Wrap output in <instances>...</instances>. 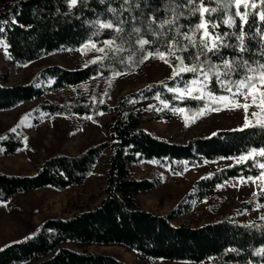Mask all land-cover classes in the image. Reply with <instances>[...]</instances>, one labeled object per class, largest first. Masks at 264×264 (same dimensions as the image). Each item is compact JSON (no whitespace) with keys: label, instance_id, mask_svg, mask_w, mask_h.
Listing matches in <instances>:
<instances>
[{"label":"trees","instance_id":"trees-1","mask_svg":"<svg viewBox=\"0 0 264 264\" xmlns=\"http://www.w3.org/2000/svg\"><path fill=\"white\" fill-rule=\"evenodd\" d=\"M138 2L139 8L132 6L131 13L125 11L121 14V18L126 20L123 25L125 32L133 26L130 15L137 17L135 26L141 27L142 33L143 22L149 15L156 16L157 20L167 15L163 11L164 0ZM176 2L180 5L184 0ZM222 3L229 4L226 13L218 8L211 17L205 13L204 19L218 23L215 31L221 36L227 32L231 37L232 32L239 33L240 20L235 17L236 7L232 0H222ZM252 3L257 4L256 9H252ZM204 6L217 7L209 4L208 0H204ZM109 7L116 8L119 13L121 0H108L106 3H100V0H78L77 5L71 9L66 0H2L0 22L6 23H0L3 28L0 40L5 41L10 58L18 63H29L55 52L69 51L68 49H80L89 37L98 46H102L99 42L112 38L115 33L102 30L98 36H93L98 31L93 22L111 20L115 24L116 19L108 12ZM123 7L129 8V5L125 4ZM261 10H264V5L259 4V0H249L248 23L244 26L247 36H251L257 27L264 32V22L257 23L258 17L255 15ZM239 11L245 12L243 4L239 6ZM225 16L236 19L235 27L230 29L219 23L220 18ZM199 22V14L189 16L185 12V16L179 20L184 26L181 31H186ZM208 31L213 32L210 26ZM171 35L172 33H168L158 44H154L152 50L162 44L163 40L170 39ZM247 36V46L257 49L256 40H249ZM145 38L154 39L150 35ZM227 42L233 43L234 40L229 39ZM161 50L166 51L163 47ZM83 54L87 59V67L86 64L79 68H67L60 64L47 65L36 71L26 82L10 84L8 73L0 71V111L11 110L57 92L53 99H44L33 108L32 115L36 123L58 115L91 116L95 122H100L104 115L111 116L107 124V139L104 141L92 144L75 155L61 152L50 155L31 174L0 172V202H9L21 193L47 186L63 190L83 184L105 155H108L105 196L96 205L71 216L44 220L40 229L30 238L1 248L0 264L33 261L34 264H126L107 253L69 247L70 242L78 246L121 245L142 257L173 261H193L200 264H247L251 261V264H264V256L253 254L257 248L264 247V228H245L243 225L248 223L235 222L228 217L200 226L175 225L172 220L177 210L162 214L139 206L138 195L153 189L157 182L137 178L130 169L131 164L155 160L172 174H182L187 168L200 166L206 161L239 157L247 148L264 146V132L258 129H225L217 131L216 135L196 136L186 142L159 137L141 125V117L154 109H149V105L164 108V118L171 117L174 111L170 109L175 108H185L189 115L198 113L203 106L201 101L176 99L178 94L168 92L165 87H184L183 81L192 79L193 74L185 73L182 79L166 78L152 82L125 94L115 105H111L108 102V92L104 95L105 88L99 89L96 79L112 77L113 70L136 71L146 61L143 64L123 65L105 59L101 63L90 64L89 61L103 54L89 50H85ZM221 54L226 57L235 55L229 48L222 49ZM123 55L126 56L127 53ZM139 55L137 53V59ZM184 58L185 63H190L188 53H184ZM245 58L253 59L247 54ZM212 60L219 62L215 56ZM175 63L177 62L173 59V64ZM101 72L103 75H99ZM150 85L152 87L149 89ZM208 91L215 92L216 95L222 94L215 78ZM157 94L159 99L156 98ZM93 96L96 97L95 101ZM101 100L104 103H100ZM161 101L168 104V107H164ZM98 111L103 115H97ZM1 143L6 153H13L23 145L21 137L13 133ZM257 160L264 163L262 157H257ZM231 165L235 166L222 167L213 171L210 178L198 179L194 186L197 198L203 200L213 195L217 185L227 179L257 176L263 171L258 166H253L251 160ZM262 189L255 198L240 202L235 212L252 210L264 203ZM256 223L264 225V221ZM233 247L240 254L225 255V249Z\"/></svg>","mask_w":264,"mask_h":264},{"label":"rangeland","instance_id":"rangeland-1","mask_svg":"<svg viewBox=\"0 0 264 264\" xmlns=\"http://www.w3.org/2000/svg\"><path fill=\"white\" fill-rule=\"evenodd\" d=\"M1 3L2 0L0 6ZM86 63V57L77 49L55 52L29 63H18L10 58L9 53L6 55L4 48L0 47V71L8 73L10 84L29 81L36 71L47 65L60 64L67 68H79ZM172 70V67L162 60L149 58L136 71L124 72L127 74L115 78L100 77L96 81L99 89L104 87L108 92L109 104L115 105L125 94L152 82L169 78ZM109 79L112 81L110 86L107 83ZM256 91L253 89L254 93ZM56 95L57 92L49 93L11 110L0 111V136L9 137L12 133L10 130L20 125L13 134L20 136L23 142L22 147L15 152L6 153L1 143L3 140H0V149H3L0 151V172L31 174L50 155L59 152L75 155L90 145L107 139L110 115H104L100 122L86 119L84 115H58L36 123L32 115L33 108L40 101L53 99ZM257 100L259 102V96ZM240 102L244 101L241 99ZM252 110L249 109L250 118ZM165 114L164 108L156 107L141 117V125L159 137L177 142H186L196 136H209L219 130L236 129L244 122L243 109L209 111L204 115L174 112L169 118H164ZM21 120H24L23 124H20ZM29 124L32 126L29 127ZM25 137H27L26 144ZM107 159L108 155H105L83 184L63 190L47 186L21 193L9 202H0V249L33 236L44 220L50 217H68L99 203L105 196ZM153 161L155 160H144L130 165L133 176L157 182L153 189L138 195L140 207L162 214L177 210L172 220L175 225L200 226L225 217L241 223L264 221L259 218L264 214V208L257 210L255 207L252 210L235 212L240 202L248 201L253 197V192L257 193L263 188L264 184H261V181L242 184L239 179L231 178L219 184L223 187H216L213 195L208 198L200 200L195 195L194 186L198 179L235 163V159L206 161L200 166L189 167L178 175L172 174L169 169ZM234 184L235 187L232 186ZM68 246L79 250L107 253L123 260L126 264H200L193 261L142 257L135 251L115 244L78 246L70 242ZM34 263L33 261L21 264Z\"/></svg>","mask_w":264,"mask_h":264},{"label":"snow or ice","instance_id":"snow-or-ice-1","mask_svg":"<svg viewBox=\"0 0 264 264\" xmlns=\"http://www.w3.org/2000/svg\"><path fill=\"white\" fill-rule=\"evenodd\" d=\"M87 2V0H85ZM108 0H100V3H106ZM66 3L71 9L77 5L78 0H66ZM209 4H215L217 7L207 8L204 6V0H184L183 4L178 5L176 0H164L163 11L167 14L165 18L157 20L156 16L149 15L144 23L143 33L142 28L135 26L137 17L130 15L132 27L125 32L123 25L126 23L125 19L121 18V14L125 11L131 13V7H140L138 0H121V9L118 13L116 8L109 7L108 12L112 13L116 19V23L113 24L111 20L103 22L97 20L94 26L98 31L93 33V36H98L102 30H110L115 33L110 39L99 42L102 46H98L96 42H93L92 37L81 46L77 51H81L83 54L85 50L95 51L103 55L96 56L95 59L89 61L90 64L101 63L105 59L115 61L123 65L143 64L149 58H156L162 60L165 64L172 67V74L169 79L176 80L177 77L182 79L183 74L191 73L193 78L183 81L184 87H165L168 92H173L176 95V99L179 100H195L201 101L203 106L199 108L198 115H204L209 111H221L224 109H243L244 122L236 129L230 131H244L246 129H258L264 132V32H261L257 27L251 36H247L244 26L248 23V4L249 0H232L236 7L235 17L240 20L239 33L232 32L231 37L227 32L223 36L215 30L218 28V23L211 20L205 21L204 14L208 13L209 17L215 14L220 8L221 11L227 12L229 7L228 3H222V0H208ZM129 5V8H124L123 5ZM243 4L245 12L239 11V6ZM259 4L264 5V0H259ZM252 9L257 8L256 3H252ZM160 11V9H156ZM185 12L189 16L199 14L200 22L188 28L186 31H181L184 27L179 23V20L185 16ZM255 15L258 17L257 23L264 22V10H261ZM6 23V21L0 22ZM219 23L225 24L230 29L235 27L236 19L221 17ZM155 26V27H154ZM209 26L213 32H209ZM20 27H24L20 25ZM0 32H3V28L0 27ZM168 33H172L170 39L163 40L162 44L156 46L152 50L154 44H158ZM199 34V38H197ZM150 35L154 39L145 38ZM246 36L249 40H256L258 44L257 49H250L245 43ZM179 38V39H178ZM229 39L234 40L233 43L227 42ZM147 46V47H146ZM0 47L4 48L7 55L8 45L5 41L0 40ZM165 48L166 51H162L161 48ZM229 48L232 49L235 55L226 57L221 54V50ZM71 51V49H68ZM127 53V55H123ZM137 53H140L137 59ZM184 53L189 54L190 63H185ZM253 57L249 60L245 58V55ZM215 56L219 62H214L212 57ZM171 57L172 59H170ZM258 57V58H257ZM173 59L177 62L173 64ZM26 66V65H25ZM88 64L85 65L87 67ZM127 73L121 71H112V77H119ZM103 75V73H99ZM236 77H239L238 79ZM95 79V77H93ZM213 78L218 86L219 91L222 93L216 95L215 92L208 91ZM111 79L107 81L109 86L111 85ZM163 83V82H161ZM195 86V87H193ZM152 86H149V89ZM253 89L257 91L254 93ZM104 95H107L105 91ZM257 96L260 97L258 102ZM251 97V103L249 98ZM159 99V94L156 96ZM93 101L96 97H92ZM241 99L244 101L241 103ZM135 102V101H130ZM100 103H104L103 100ZM161 103H164L161 101ZM149 109L155 108L154 105H149ZM164 107H168V104L164 103ZM252 108L251 118L249 117V109ZM159 111L160 109H156ZM177 113H185V108L170 109ZM258 110V111H257ZM30 115V114H29ZM97 115H103L102 112H97ZM86 119H92L91 116H86ZM27 119V117H25ZM187 119V117H185ZM24 120H21L20 124H23ZM20 125H17L19 127ZM31 127L32 125H28ZM17 127H13L10 131L12 133L17 132ZM217 133H213L216 135ZM7 136H0V140L7 139ZM25 144L27 142V137ZM3 151V149H0ZM257 157L264 158V146L259 148L251 147L242 152L239 157H228V159H235L237 163H246L251 160L253 166H258L260 169H264V163H259ZM158 163V161H153ZM235 166V165H230ZM91 174V173H90ZM213 174L210 173L208 177H202V179H208ZM242 184L248 182L255 183L261 181L264 184V171H260L257 176L251 175L247 177H239ZM232 186H236L235 184ZM218 188L223 185H217ZM264 194V189H262ZM257 193L253 192L255 198ZM252 201H249L251 203ZM264 208V204H258L257 210ZM260 220H264V214L260 215ZM245 228H264V225L258 224L255 221H251L248 224L243 225ZM30 237H26L28 239ZM228 253H236L239 255V250L236 248L225 249V255ZM256 256H264V247L257 248L254 253ZM247 264H251L248 261Z\"/></svg>","mask_w":264,"mask_h":264}]
</instances>
